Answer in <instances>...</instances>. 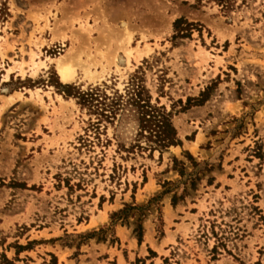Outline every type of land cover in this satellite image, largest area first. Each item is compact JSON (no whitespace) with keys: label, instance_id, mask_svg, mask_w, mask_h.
I'll return each instance as SVG.
<instances>
[{"label":"rangeland","instance_id":"obj_1","mask_svg":"<svg viewBox=\"0 0 264 264\" xmlns=\"http://www.w3.org/2000/svg\"><path fill=\"white\" fill-rule=\"evenodd\" d=\"M71 47L104 76L62 83ZM0 264H264V0H0Z\"/></svg>","mask_w":264,"mask_h":264},{"label":"trees","instance_id":"obj_2","mask_svg":"<svg viewBox=\"0 0 264 264\" xmlns=\"http://www.w3.org/2000/svg\"><path fill=\"white\" fill-rule=\"evenodd\" d=\"M216 1L224 7L230 6L231 2V0ZM183 24H186L187 28L184 29L182 27ZM174 27L178 33L174 38L178 36L185 37L186 33L183 32L190 31L192 27H194V24L179 19L175 22ZM93 95L95 94H90L91 97H93ZM205 100L206 97L204 93L201 94V98L189 99L188 105H202ZM137 105L139 107L138 113L140 115V134L147 140L148 149L151 151L160 150V152H162L172 146H179L182 144L172 123V112H168L164 106L152 105L150 101L141 98L137 101ZM111 106L112 107L104 105L101 109L103 112L112 111V113H114L115 111L111 110L113 109V105ZM173 204H176L175 197L173 199Z\"/></svg>","mask_w":264,"mask_h":264},{"label":"bare ground","instance_id":"obj_3","mask_svg":"<svg viewBox=\"0 0 264 264\" xmlns=\"http://www.w3.org/2000/svg\"><path fill=\"white\" fill-rule=\"evenodd\" d=\"M49 25V24H48ZM125 26V25H124ZM125 28H127V26L125 27ZM128 29H130L131 30V28H127L126 29V31H125V33H126V36L124 37L125 39H120L119 41L120 42H122V44H124V43H126V44H124L126 47H117V49L118 48H124V52H126L125 54H127L128 55V57H130V55L133 53V52H136L138 55H139V57H141V53H142V49L140 50L139 48H131V47H129L128 46V44L130 43V41H132L131 39H132V34L130 33V32H132V31H130L129 32V30ZM89 30V29H88ZM84 31V30H83ZM52 32H54V33H56L57 31L54 29V31L52 30ZM88 32V31H87ZM54 33H53V37L55 38L56 36H58L59 35V37L61 38V36L63 37V35H60V33H57V35H54ZM89 33H87V35H88ZM123 34V33H122ZM87 35H85V36H87ZM125 34H123L122 36H124ZM75 36V38H77L76 37V35H74ZM81 36V35H80ZM79 36V37H80ZM122 36H120V37H122ZM65 37V36H64ZM88 37V36H87ZM87 37H86V39H87ZM224 37H225V34H224ZM58 38V37H57ZM56 38V39H57ZM80 38H83V37H80ZM85 38V37H84ZM89 38H90V36H89ZM55 39V40H56ZM142 39H144V38H142ZM54 41V40H53ZM73 41H74V39H73ZM78 42V41H77ZM81 42H83L82 40H81ZM120 42H118L119 44H120ZM73 43V42H72ZM85 43V42H84ZM83 43V44H84ZM72 45V44H71ZM147 46V45H146ZM80 47V46H79ZM74 48L75 47H71L70 49H68L66 52H64V53H62L60 56H58V57H56L55 59H50L53 63H54V66H55V69H56V72H57V74H58V76H59V79H60V81L62 82V83H64V84H67V83H70V82H72L73 80H75V78H76V75H77V67H80V68H82L83 69V71H84V77L85 78H87V80H90V81H96L97 79H100V78H102L103 76H104V74L107 72V67H105V66H103L102 67V69L101 70H98V71H92L91 70V68L89 67V66H87V65H82L81 66V63H82V61H80L79 59H77L78 60V62H75V52L77 51H74ZM77 48V47H76ZM121 49V50H122ZM114 50H115V52H114ZM113 50V54H116V52H117V50H116V48ZM119 50V49H118ZM146 50V49H145ZM74 51V52H73ZM120 51V50H119ZM149 51H150V48H149ZM80 52L81 51H79V54H80ZM122 52H123V50H122ZM144 52V51H143ZM77 53V52H76ZM146 52H144V54H145ZM35 55V54H34ZM80 55H82V53L80 54ZM136 55V54H135ZM134 55V56H135ZM108 56H110V55H108ZM115 56L116 55H114V57H112V61H114V58H115ZM117 57H118V55H117ZM127 57V58H128ZM80 58V57H79ZM89 58V57H88ZM107 59H110V57L109 58H107ZM138 59V58H137ZM42 61V60H41ZM86 62V61H85ZM91 63V62H90ZM112 63V62H111ZM32 64L34 65V66H36V68L37 69H39V67L40 66H47L46 65V63L45 62H41V63H36V61H34V58L32 59ZM80 64V65H79ZM79 65V66H78ZM24 66V64L21 66V75L23 76V75H25V73L27 72V68H25V67H23ZM92 66V65H91ZM107 66V65H106ZM110 66V65H109ZM35 73H36V70H35ZM40 89V88H39ZM39 89H37L36 90V93H38L40 90ZM30 92L31 93H33V91L32 90H30ZM58 96V95H57ZM59 97V96H58ZM57 97V98H58ZM20 98H22V93H20V92H16L15 94L13 93V95L12 96H9V97H6V99H7V101H6V103H7V105L8 104H11V103H13V102H15L17 99H20ZM41 99V98H40ZM61 100V99H60ZM197 143L198 142H195L194 143V145L195 146H197ZM92 223H94V222H92Z\"/></svg>","mask_w":264,"mask_h":264}]
</instances>
